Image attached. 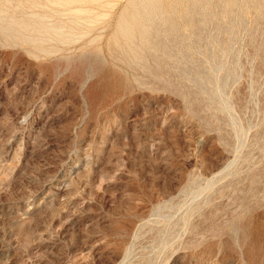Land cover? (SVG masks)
<instances>
[{
  "label": "rangeland",
  "instance_id": "374dc122",
  "mask_svg": "<svg viewBox=\"0 0 264 264\" xmlns=\"http://www.w3.org/2000/svg\"><path fill=\"white\" fill-rule=\"evenodd\" d=\"M0 264H264V0H0Z\"/></svg>",
  "mask_w": 264,
  "mask_h": 264
}]
</instances>
